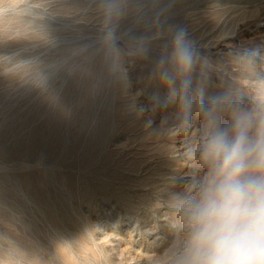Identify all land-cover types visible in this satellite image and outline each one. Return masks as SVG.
Returning a JSON list of instances; mask_svg holds the SVG:
<instances>
[{
    "label": "rangeland",
    "instance_id": "rangeland-1",
    "mask_svg": "<svg viewBox=\"0 0 264 264\" xmlns=\"http://www.w3.org/2000/svg\"><path fill=\"white\" fill-rule=\"evenodd\" d=\"M177 30L194 52L186 136ZM257 71L264 0H0V264H173L200 118L226 128Z\"/></svg>",
    "mask_w": 264,
    "mask_h": 264
},
{
    "label": "clouds",
    "instance_id": "clouds-1",
    "mask_svg": "<svg viewBox=\"0 0 264 264\" xmlns=\"http://www.w3.org/2000/svg\"><path fill=\"white\" fill-rule=\"evenodd\" d=\"M29 9L21 12L24 24ZM171 59L179 75V92L173 90L177 135L186 136L194 52L183 30L174 36ZM255 79L248 106L228 113L226 128L210 110L200 118L201 134L189 159L202 175L189 195L175 197L185 227L173 264H264V71Z\"/></svg>",
    "mask_w": 264,
    "mask_h": 264
},
{
    "label": "bare ground",
    "instance_id": "bare-ground-1",
    "mask_svg": "<svg viewBox=\"0 0 264 264\" xmlns=\"http://www.w3.org/2000/svg\"><path fill=\"white\" fill-rule=\"evenodd\" d=\"M220 45V44H219ZM242 88V87H241ZM119 121V120H118ZM135 127V126H134Z\"/></svg>",
    "mask_w": 264,
    "mask_h": 264
}]
</instances>
